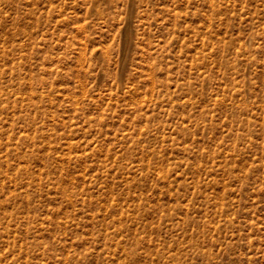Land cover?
<instances>
[{
  "label": "rangeland",
  "instance_id": "obj_1",
  "mask_svg": "<svg viewBox=\"0 0 264 264\" xmlns=\"http://www.w3.org/2000/svg\"><path fill=\"white\" fill-rule=\"evenodd\" d=\"M0 264H264V0H0Z\"/></svg>",
  "mask_w": 264,
  "mask_h": 264
}]
</instances>
